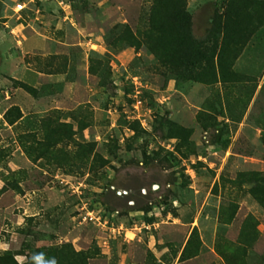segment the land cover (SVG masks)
<instances>
[{
  "label": "rangeland",
  "instance_id": "374dc122",
  "mask_svg": "<svg viewBox=\"0 0 264 264\" xmlns=\"http://www.w3.org/2000/svg\"><path fill=\"white\" fill-rule=\"evenodd\" d=\"M149 5L0 0V264H264V0H186L192 73Z\"/></svg>",
  "mask_w": 264,
  "mask_h": 264
},
{
  "label": "trees",
  "instance_id": "16d2710c",
  "mask_svg": "<svg viewBox=\"0 0 264 264\" xmlns=\"http://www.w3.org/2000/svg\"><path fill=\"white\" fill-rule=\"evenodd\" d=\"M185 2L186 0H150L145 21L148 27L137 28L134 33L128 30V38L145 44L157 60L167 64L169 68L171 65H175V67L182 65L184 69H187L188 65L190 66L189 73H192L197 68L196 66H199L200 62L205 59V55L201 50V42L195 41L190 35L189 13L185 8ZM229 20L228 11L215 15L213 20V28L218 33L219 30H222L223 39L227 35ZM207 65L209 66L208 71L213 73L211 63ZM171 70L175 71L176 69L171 68ZM11 110H17L16 118L20 117L17 107L10 106L3 115L8 124L16 119L8 118V113ZM25 148L23 147V151L26 152ZM1 256L7 258L10 264H28V260L16 263L7 251L3 252ZM51 264L57 263L55 261Z\"/></svg>",
  "mask_w": 264,
  "mask_h": 264
},
{
  "label": "built area",
  "instance_id": "2783aa9c",
  "mask_svg": "<svg viewBox=\"0 0 264 264\" xmlns=\"http://www.w3.org/2000/svg\"><path fill=\"white\" fill-rule=\"evenodd\" d=\"M20 7H21V4L18 3V4H17V8H20Z\"/></svg>",
  "mask_w": 264,
  "mask_h": 264
}]
</instances>
